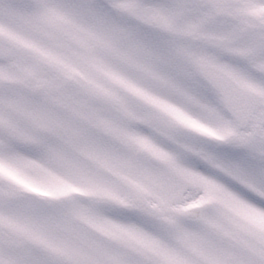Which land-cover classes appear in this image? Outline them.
<instances>
[{
    "label": "snow or ice",
    "instance_id": "1",
    "mask_svg": "<svg viewBox=\"0 0 264 264\" xmlns=\"http://www.w3.org/2000/svg\"><path fill=\"white\" fill-rule=\"evenodd\" d=\"M0 264H264V0H0Z\"/></svg>",
    "mask_w": 264,
    "mask_h": 264
}]
</instances>
